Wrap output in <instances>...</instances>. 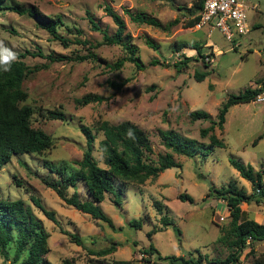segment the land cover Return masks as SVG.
I'll use <instances>...</instances> for the list:
<instances>
[{"label": "rangeland", "instance_id": "1", "mask_svg": "<svg viewBox=\"0 0 264 264\" xmlns=\"http://www.w3.org/2000/svg\"><path fill=\"white\" fill-rule=\"evenodd\" d=\"M193 1L5 0L6 4L33 5L48 16L59 15L61 25L57 32L69 40L64 46L30 16L0 10V45L14 53L15 59L18 54L28 51L21 60L29 69L36 67L21 82L27 96L20 104L34 109L31 126L41 129L51 139L50 146L43 152L12 155L0 168V198L23 200L41 221L48 235L44 257L50 263L60 264L67 260L69 264H111L114 259L136 262L148 258L155 264H168L165 259L157 260L155 254H140L149 244L161 256L182 255L194 261L199 255L201 264H208V261L218 264L231 251L226 243L217 240L228 226V213L224 212L223 203L218 204L217 198L207 196V193L225 186L229 180H234L247 193L251 192L249 182L238 175L230 165V159L249 164L255 171L261 170L264 182V101L231 105L225 113L222 128L213 125V134L224 146L212 147L205 156L196 153L187 157L172 152L163 146L159 132L171 129L205 146L209 142L208 136L201 137L199 130L216 121L217 111L226 97L261 85L264 79V0H240L249 31L234 37V42L238 43L234 48L218 29H210L207 24L199 28L184 26L191 18L186 8ZM106 4L123 18L125 31L137 47L140 69L129 61H124L117 69H110L96 59L77 58L92 53L113 63L126 55L120 45L104 43L100 30H93L88 22L91 17L100 29L112 33L115 25L103 10ZM124 9L154 17L160 26L132 22ZM174 19L176 22L167 26ZM214 21L212 19L211 24ZM147 41L156 47H150ZM205 41L210 42L213 51L209 45H204ZM174 42H196L201 46V54L207 57L200 58L194 49H191L193 55L188 49L174 51ZM46 54L61 55L63 59L48 61L43 56ZM184 56H191L186 66L176 68L172 65ZM203 62H207L209 74L197 81L193 79V72L203 70ZM122 80L125 83L118 91L107 84V81ZM86 93L101 95L105 100L98 104H78L75 99ZM38 109L61 110L64 119H45ZM195 110L205 111L209 118L193 120L189 114ZM103 120L111 124L128 120L139 126L151 144V152L145 158L147 162L155 163L159 155L168 152L180 163V167L166 168L155 179H147L142 184L117 180L121 194L106 192L99 203L111 225L64 203L41 182L42 177H58L44 167L43 161L57 167L65 166V174L78 168L76 161L80 160L85 145L80 131L82 125L94 133L92 156L104 167L102 153L97 147L102 138L98 125ZM73 189L80 199L87 198L82 181H77ZM73 189L67 188V194ZM179 193L188 194L192 200L178 199ZM31 197L36 198L46 211H52L57 222L45 217ZM155 200L165 205L160 207L161 214L153 204ZM239 209L242 218L264 224L263 203L241 202ZM163 214L171 224H161L159 217ZM219 215L223 220H218ZM137 220L140 221L138 227L130 224ZM172 225L180 231L179 240ZM152 229L159 230L148 238L146 233ZM111 244L114 251L109 254L89 253ZM13 250L10 241L5 251L0 252V264L19 263L24 254L13 261ZM247 251L248 247L242 249L235 264H252L257 254L264 253V241L253 244V254H247Z\"/></svg>", "mask_w": 264, "mask_h": 264}, {"label": "trees", "instance_id": "2", "mask_svg": "<svg viewBox=\"0 0 264 264\" xmlns=\"http://www.w3.org/2000/svg\"><path fill=\"white\" fill-rule=\"evenodd\" d=\"M4 2L5 0H0V10H9L18 15L26 14L53 39L58 40L64 46L69 43L67 38L62 37L57 32V27L61 25L59 15L48 16L33 5L22 3L6 4ZM200 3L201 0H195L189 8H186L191 18L185 23V27L190 28L197 23ZM103 10L114 23V31L108 33L105 28L100 29L97 22L93 18L88 17L90 27L93 30H100L104 43L120 45L126 52V55L116 59L113 63H107L104 59L94 56L92 53L77 58L80 60L87 57L96 59L110 69H117L124 61H129L136 68L140 69L142 65L136 56L137 47L131 43V37L125 31L123 18L107 4L103 6ZM124 12L132 22L160 26L157 19L145 13H132L128 9H124ZM175 22L176 20L174 19L167 26ZM76 32L79 31L77 30ZM77 42L81 44L86 43L84 40H77ZM147 44L150 47H156L150 41H147ZM173 44L174 51L191 48L195 50V53L200 58L207 57L201 54V46L196 42H174ZM25 54H29V52L25 51L23 54H18V58L10 61L8 65H0V168L9 161L12 155L24 152L39 154L47 149L51 142L50 136L47 133L31 126L30 117L35 112L34 109L29 105L20 104L24 102L27 96L26 92L21 88V82L27 74L36 70V67L29 69L21 60ZM209 54L213 55L212 51ZM38 55L42 56V53H38ZM43 56L48 61H59L63 59L61 55L51 56V54H46ZM182 59L173 62L172 65L176 68L184 67L191 59V56H184ZM154 62L156 63V61ZM203 68V70H195L193 72V79L200 81L209 74L207 62H203ZM124 83V80L119 82L107 81V84L113 87L115 91L120 90ZM263 87L264 79L261 80L259 87L245 88L241 92L229 94L226 97L217 111L216 121L211 122L209 126L199 130L201 137L208 136L209 142L207 145L198 144L196 140L181 136L177 132L168 129L164 131L160 130L159 132L163 146L178 155L187 157H191L196 153L205 156L212 147L224 146L222 140L213 134V125L221 129L227 109L234 104L253 101L254 96ZM104 100L105 97L95 93H86L82 97L75 99L80 105L89 103L98 104ZM38 112L44 114L42 117L45 119H64L61 110L38 109ZM189 115L193 120L209 118V115L205 111L199 110L192 111ZM98 130L101 131L102 138L98 141L97 147L102 153L104 167L99 166L92 156L93 141L95 139L94 133L90 131L89 127L82 125L80 126V131L85 138V145L82 149L80 160L76 161L78 168L65 174L63 172L65 166L62 167L60 165L57 167L48 161H43L44 167L49 172L55 173L58 177H42L41 182L45 187L53 190L64 203L73 206L80 212L89 214L94 219H101L111 225L110 218L102 212L99 203L103 200L106 192L112 193L113 195L121 194L122 189L116 184L117 180L121 183L131 182L142 184L147 179H155L166 168L173 166L180 167V163L175 161L168 152L159 155L155 163L147 162L145 158L151 152V144L148 136L139 126L128 120L121 121L117 124H111L103 120L100 121ZM229 163L238 172L240 177L249 182L251 192L247 193L243 187H238L234 180H229L225 186L213 188L207 193V196H213L224 201L229 216L228 226L226 230L223 229L222 234L218 236L217 240L226 243L231 248V251L224 259L218 261V264H235L243 248L248 247L247 254H253V244L264 241V224L257 223L250 218H242L241 210L239 209L241 202L248 203L253 201L264 204L262 171H255L249 164L244 165L235 159H230ZM77 181H82L87 193L86 199H80L78 193L73 189ZM69 187L73 190L67 194V188ZM177 198L180 200H192L186 193H179ZM31 200L43 212L45 217L54 223L57 222L52 211H46L36 198L31 197ZM153 204L157 207L158 213L161 214V208L165 207V205L158 200L153 201ZM159 220L164 226L172 223L164 214L159 217ZM130 224L138 227L140 221H132ZM172 228L178 238L180 235L179 229L175 225H172ZM155 230L159 229L148 231L146 236L150 238V235ZM47 236L41 221L34 216L29 206L23 200L0 198L1 253L5 251L7 244L11 241L14 245L12 260L16 261L19 256L24 254V257L20 259L18 264H52L44 257L47 252ZM113 251L114 247L111 244L107 248L89 251V253L103 256ZM140 254H155L157 260L165 259L168 264H201V257L199 255L194 261L190 258L185 259L182 255L170 254L161 256L158 250L151 244L146 248H142ZM216 262L208 261V264H216ZM60 264L69 263L67 260H63ZM111 264H155V261L151 262L148 258L136 262L114 259ZM252 264H264V253L257 254L252 259Z\"/></svg>", "mask_w": 264, "mask_h": 264}, {"label": "built area", "instance_id": "3", "mask_svg": "<svg viewBox=\"0 0 264 264\" xmlns=\"http://www.w3.org/2000/svg\"><path fill=\"white\" fill-rule=\"evenodd\" d=\"M212 19L215 20L213 24ZM204 24L210 29H218L224 38L232 43L231 48L238 45L237 41L234 42L235 36L249 31L245 9L240 0H201L198 21L194 26L199 28ZM253 101H264V87L254 96ZM218 220H223V217L219 215Z\"/></svg>", "mask_w": 264, "mask_h": 264}, {"label": "clouds", "instance_id": "4", "mask_svg": "<svg viewBox=\"0 0 264 264\" xmlns=\"http://www.w3.org/2000/svg\"><path fill=\"white\" fill-rule=\"evenodd\" d=\"M13 59H15L14 53L0 45V65H8ZM5 70H7V68H5Z\"/></svg>", "mask_w": 264, "mask_h": 264}, {"label": "crops", "instance_id": "5", "mask_svg": "<svg viewBox=\"0 0 264 264\" xmlns=\"http://www.w3.org/2000/svg\"><path fill=\"white\" fill-rule=\"evenodd\" d=\"M204 45H209L210 46V42H204ZM208 46V47H209ZM211 47V49H212V51L214 50L213 48H212V46H210ZM184 49H188L190 52H191V55H193L192 53H193V50H191V48H184ZM217 52V51H216ZM258 87V86H257ZM216 201H217V203L218 204H222L223 203V205L225 206V203H224V201L223 200H220V199H216ZM219 206H221V205H219ZM224 212H226L227 213V209H226V206H225V211Z\"/></svg>", "mask_w": 264, "mask_h": 264}, {"label": "water", "instance_id": "6", "mask_svg": "<svg viewBox=\"0 0 264 264\" xmlns=\"http://www.w3.org/2000/svg\"><path fill=\"white\" fill-rule=\"evenodd\" d=\"M207 184L209 185L210 183L207 182Z\"/></svg>", "mask_w": 264, "mask_h": 264}]
</instances>
